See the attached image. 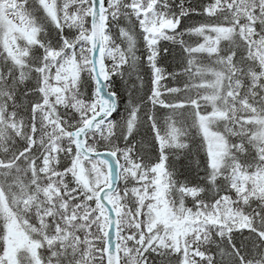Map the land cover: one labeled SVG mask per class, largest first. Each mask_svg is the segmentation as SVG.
<instances>
[{
  "label": "snow or ice",
  "instance_id": "1",
  "mask_svg": "<svg viewBox=\"0 0 264 264\" xmlns=\"http://www.w3.org/2000/svg\"><path fill=\"white\" fill-rule=\"evenodd\" d=\"M0 264H264V0H0Z\"/></svg>",
  "mask_w": 264,
  "mask_h": 264
}]
</instances>
